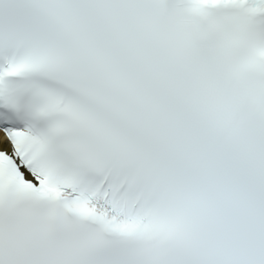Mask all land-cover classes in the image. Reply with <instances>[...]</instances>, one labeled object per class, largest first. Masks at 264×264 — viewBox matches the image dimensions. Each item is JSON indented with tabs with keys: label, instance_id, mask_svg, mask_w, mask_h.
Masks as SVG:
<instances>
[{
	"label": "snow or ice",
	"instance_id": "1",
	"mask_svg": "<svg viewBox=\"0 0 264 264\" xmlns=\"http://www.w3.org/2000/svg\"><path fill=\"white\" fill-rule=\"evenodd\" d=\"M0 264H264V0H0Z\"/></svg>",
	"mask_w": 264,
	"mask_h": 264
}]
</instances>
